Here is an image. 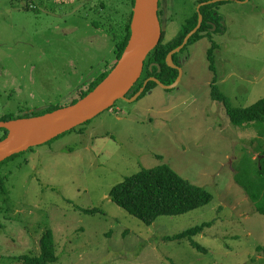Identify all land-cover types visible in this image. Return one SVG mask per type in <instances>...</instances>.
Listing matches in <instances>:
<instances>
[{"label":"rangeland","instance_id":"obj_1","mask_svg":"<svg viewBox=\"0 0 264 264\" xmlns=\"http://www.w3.org/2000/svg\"><path fill=\"white\" fill-rule=\"evenodd\" d=\"M167 2L164 43L198 6ZM129 7L128 0H31L29 7L0 0V119L79 99L80 89L115 62L108 29L120 30ZM218 11L225 30L213 36L217 84L233 106L247 107L264 97V0H228ZM211 43L205 38L179 52L185 63L176 87L157 85L135 101L118 100L83 131L0 165V264H24L16 257L38 254L47 228L58 255L50 264H264L257 249L264 246V215L236 177L248 153L264 157V121L234 124L211 97ZM163 163L214 198L148 225L110 191ZM203 222L212 225L194 239L207 252L189 239H165Z\"/></svg>","mask_w":264,"mask_h":264},{"label":"trees","instance_id":"obj_2","mask_svg":"<svg viewBox=\"0 0 264 264\" xmlns=\"http://www.w3.org/2000/svg\"><path fill=\"white\" fill-rule=\"evenodd\" d=\"M128 1H130L129 14L124 21L116 25L120 30L114 29L113 26L108 29L115 41V62L107 66L95 79L90 81L86 87L80 89L79 99L92 91L110 73L129 43L135 0ZM25 2L27 3V7H29L31 0H25ZM222 2L224 1L208 4L202 8L201 12L204 14L205 20L200 30L192 37V39H190L189 42H192L197 36L202 37L203 35L201 32L208 30L211 25L207 20H212L216 24H219L218 19H220V16L217 13H214L216 12V7ZM101 7H104V5L101 4ZM198 18L199 13L195 12L192 17L186 20V23L183 25L177 38L172 40V42L165 44L161 41L151 51L145 61L143 73L137 81L138 86L142 85L144 81L151 76L160 79L162 83L167 85L172 84L176 80L179 70L168 64L167 56L182 43L184 37L197 25ZM164 32L165 30L163 31V34H165ZM217 47L218 44L213 42V45L208 50L209 69L216 74V77L212 78L211 97L225 105L226 112L234 124L242 125L247 122L264 121V97L250 106L235 107L232 105L230 97L222 91L219 84H217L218 78L215 59V50ZM177 56V54L173 56L174 63H178ZM153 63H155V65L151 68ZM156 64H159L160 70ZM157 85L158 84L155 81H150L142 95L146 94ZM77 100L78 98H75L72 103H75ZM58 108L60 107L54 106L48 109L33 110L18 115L8 113L3 115L1 120L7 121L20 117L41 115ZM87 123L88 122L74 129L83 131ZM0 130L2 132L0 139H3L8 134V130L5 128H0ZM30 149H33V147ZM25 152L26 151L19 154H24ZM16 156H18V154L1 162L0 165ZM236 177L249 193L251 200L255 204L256 210L264 215V157L262 159H254L248 153L246 159L240 163ZM110 197L115 203L128 211L131 215L141 219L148 225H151L160 215L183 214L195 208L209 204L214 198L212 192L184 178L166 163L157 167L142 169L126 177L122 182L116 184L111 189ZM83 211L95 214L100 210L97 208H84ZM211 225L212 222H203L202 224L190 227L180 233L166 236L165 239L179 241L189 239L195 248L207 252V249L198 243L194 237ZM39 243L40 252L38 254L26 253L19 255L16 258L21 259L24 264H50L56 262L58 260L57 244L53 230L50 228L45 229ZM257 249L264 252V246H258Z\"/></svg>","mask_w":264,"mask_h":264},{"label":"water","instance_id":"obj_3","mask_svg":"<svg viewBox=\"0 0 264 264\" xmlns=\"http://www.w3.org/2000/svg\"><path fill=\"white\" fill-rule=\"evenodd\" d=\"M216 1L218 0H210L209 3ZM158 10L159 0H135L131 36L124 53L110 73L87 95L75 103L41 115L0 120V128L8 130L7 136L0 140V163L94 119L111 109L118 100L135 101L150 81H155L166 89L176 87L181 80L182 68L173 62V56L185 47L190 37L200 28L202 15L198 25L186 35L183 43L167 56L168 64L179 70L176 80L167 85L154 76L150 77L134 96L127 97L140 79L148 55L161 41L163 31ZM153 65L155 63L151 68ZM156 65L160 70L159 64Z\"/></svg>","mask_w":264,"mask_h":264},{"label":"flooded vegetation","instance_id":"obj_4","mask_svg":"<svg viewBox=\"0 0 264 264\" xmlns=\"http://www.w3.org/2000/svg\"><path fill=\"white\" fill-rule=\"evenodd\" d=\"M198 1V6H197V10L195 11V12H198L199 13V18H198V23H199V19H200V15H202V23H201V26H200V28L202 27V25H203V22H204V20H205V17H204V14L201 12V10H202V8L203 7H205L206 5H208V4H212V3H209V1L210 0H197ZM221 1H228V0H221ZM218 2H220V0H218V1H216V2H213V3H218ZM167 4H168V2H167V0H159V10H158V15H159V19H160V22H161V25H162V31H164L165 30V34H162V38H161V41H163V43H164V40H166V35H167V26H165L164 25V23H165V13H166V11H167ZM194 12V13H195ZM194 13L190 16V17H192L193 15H194ZM218 14L219 16H220V19H218L219 20V24H216L214 21H212V20H207L208 21V23L211 25L209 28H208V30L207 31H203V32H201V34L203 35L202 37L200 36H197V37H195L194 38V40L192 41V42H189L190 41V39H192V37L200 30V28L197 30V32L189 39V41L186 43V45H185V47L181 50V51H183V50H185L186 49V47H188L189 45H193V44H195V43H197V42H199V41H201L202 39H205V38H208L209 40H210V42L212 41V43H211V45L213 44V42H215V43H217L214 39H213V36H214V34H216L217 32H223L224 30H225V27L223 26V15L221 14V13H219V11H218V7H216V12L214 13V14ZM190 17H188V18H190ZM187 18V19H188ZM186 19V20H187ZM167 21H168V18H167ZM186 23V21L182 24V26H181V28H180V30H179V33L178 34H176L175 35V37L172 39V40H174L175 38H177L178 36H179V34H180V32H181V29H182V27H183V25ZM198 23H197V25H198ZM196 25V26H197ZM220 25V26H219ZM195 26V27H196ZM194 27V28H195ZM219 27H220V29H219ZM193 28V29H194ZM192 29V30H193ZM191 30V31H192ZM190 31V32H191ZM210 32H211V34H210ZM186 37V36H185ZM185 37H184V39H185ZM184 39H183V41H184ZM172 40L171 41H168V43L169 42H172ZM160 41V42H161ZM183 41H182V43H183ZM181 43V44H182ZM165 44V43H164ZM180 44V45H181ZM179 45V46H180ZM177 55H179V52L178 53H176ZM176 54H174V55H176ZM178 57V59H177V61H178V63H175L177 66H179V67H182V65L185 63V57H182V56H177ZM187 58V57H186ZM151 77H153V76H151ZM178 77V76H177ZM150 78V77H149ZM147 80V79H146ZM145 80V81H146ZM144 81V82H145ZM138 84V82L133 86V88H132V90L128 93V95H127V97L128 98H131L132 96H134L139 90H140V88L143 86V84L142 85H137ZM138 87V88H137ZM143 94V93H142ZM142 96V95H141ZM138 99V98H137ZM5 115V114H4ZM3 116V115H2ZM1 120V119H0ZM1 135H2V132H1ZM0 135V136H1ZM7 136V135H6ZM1 140V139H0Z\"/></svg>","mask_w":264,"mask_h":264},{"label":"bare ground","instance_id":"obj_5","mask_svg":"<svg viewBox=\"0 0 264 264\" xmlns=\"http://www.w3.org/2000/svg\"><path fill=\"white\" fill-rule=\"evenodd\" d=\"M220 1H221V0H220ZM192 36H193V35H192ZM192 36H191V37H192ZM191 37H190V38H191ZM159 80H160V79H159Z\"/></svg>","mask_w":264,"mask_h":264}]
</instances>
